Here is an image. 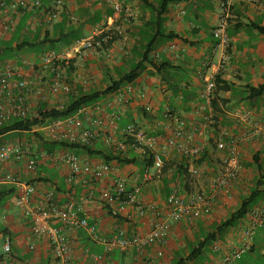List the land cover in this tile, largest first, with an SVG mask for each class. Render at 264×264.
Segmentation results:
<instances>
[{"label": "crops", "instance_id": "obj_1", "mask_svg": "<svg viewBox=\"0 0 264 264\" xmlns=\"http://www.w3.org/2000/svg\"><path fill=\"white\" fill-rule=\"evenodd\" d=\"M56 1L44 0L41 7L33 9L29 7L16 12L5 10V17L14 20V26L6 38L0 37V43H10L15 35L26 33L32 34L33 42L38 39L46 41L44 45L47 49L43 53L33 52L36 47L23 49L7 62L0 63L13 65L29 80L31 91L28 104L33 113H38L44 105L38 94L43 79L47 77L53 80L55 76L50 66L42 64L45 53L65 54L73 59L62 70L64 79L76 94L88 93L103 90L112 80H119L127 74L138 64L151 39L157 34L153 23L157 17L141 0H63L64 7H57ZM149 1L155 3L156 0ZM226 1L225 6L217 0H181L171 3L168 13L163 17L162 28L165 33H173L178 37L165 39L151 50L149 57L154 65L147 63L142 75L130 84L134 93L118 125H108L107 115L118 109L115 106L108 108L105 113L91 106L89 112L81 116L83 128L78 131L79 137L84 131L92 130L96 134L91 144L93 149L113 152L114 155L119 144L126 140L123 132L127 124H133L147 136L152 134L160 137L162 145L176 127L195 133L193 140H189L187 135L180 140L189 146L202 145L203 155H209L202 165L196 163L200 172L205 173L203 180L192 178L190 191L187 192H184L186 180L183 177L178 178V184L161 179V186L158 180L144 185L142 204H155L164 214L169 213L168 196L174 185H179L181 194L185 196L198 191H210L212 180L228 153V149L223 151L214 146L222 133L230 131L239 136L238 150L243 165L244 162H252L251 158L255 154L264 151V142H261L264 140V96L253 103L245 99L249 87L264 84V35L253 27L234 29L237 22L255 21L264 25V0L257 4L244 0ZM116 3L130 8V14L116 13ZM225 19L229 22L230 40L227 48L213 35L215 27ZM109 29H121L122 33L106 45L107 49L85 50L76 54V47L81 42ZM226 51L231 55V60L228 65H223ZM31 64H35L38 69L31 71ZM217 75L230 86V90H220L218 93L228 103L222 105V112L218 113L220 121L216 125L210 123V113L203 106L202 95L208 81ZM71 95H57L54 107L66 106ZM111 98L113 96H107L99 102L105 103ZM98 119L102 124L96 122ZM256 126L261 127V134L255 138L247 137L250 129ZM38 131L44 133L40 128ZM109 134L113 135L116 143L113 148L106 143V135ZM23 135L29 137V133L17 134L5 144L19 145L39 157L33 201L45 208L61 207L72 201L77 212L81 216H88L91 223L95 224L97 238L94 239L85 228H72L61 221L52 223L53 236H38L31 219L18 204L25 192L23 183L29 176L26 161L11 159L0 163V191L7 194L0 205V226L4 231V235L0 236V264H59L53 238L56 235L67 242L74 264H184L200 240L240 206L242 198L254 189L260 176L256 165L244 167L242 188L239 191L218 201L210 214L196 218L189 213L181 222L173 223L165 245H153L141 251L132 249L127 253L118 248L107 251L103 241L113 237L115 222H119L129 233H134L148 230L151 218L149 215L140 217L132 206L119 211L116 217L109 205L90 197L89 192L91 189L98 192L113 189L115 180L120 176L126 179L127 190L135 191L143 182L147 165L145 159L137 153V164L122 165L118 161H110L113 171L99 179L92 174H74L67 166L55 163L52 156L61 149L40 148L37 139L29 141L28 147L20 143ZM129 145L127 141V145L118 153L131 157L132 146ZM249 154L250 158L247 157ZM91 157L96 162H107L101 155ZM164 159L169 168L168 181L173 178V171L178 165L187 163L175 149L169 150ZM262 164L264 167V155ZM9 174L15 175L20 183L8 180ZM258 204L264 205V198ZM246 220L220 242L226 243L229 248L240 246L244 241L243 225ZM9 239L12 251L5 253L4 246ZM214 244L207 247L199 259L189 264L217 263L221 256L214 251ZM160 251L163 252L162 256L158 254ZM236 264H264L263 229L256 233L252 250Z\"/></svg>", "mask_w": 264, "mask_h": 264}, {"label": "built area", "instance_id": "obj_2", "mask_svg": "<svg viewBox=\"0 0 264 264\" xmlns=\"http://www.w3.org/2000/svg\"><path fill=\"white\" fill-rule=\"evenodd\" d=\"M44 0H0L2 9L0 11V37L8 34L13 26L14 20L5 17V10L16 12L21 9L41 7ZM225 6L226 0H217ZM251 4H257L260 0H244ZM57 7H64L63 0L56 1ZM115 11L118 14L124 12L130 14L131 10L123 4L116 3ZM107 33L106 36H103ZM122 33L121 29H109L103 31L100 35L84 40L76 47V54H80L85 50H99L107 49L106 45L118 34ZM214 38L220 44L227 48L229 44V22L222 20L213 30ZM73 59H70L65 54L45 53L42 58V64L50 66L52 72L55 74L52 82L48 88H40L38 94L44 104L49 107L55 103V98L59 94H70L72 88L68 85L63 77L62 70L67 65L71 64ZM231 60V55L226 53L223 58V65H228ZM31 71H36L38 67L31 64ZM216 83L215 79L208 81L207 87L202 95L203 106L209 110L210 123L216 124L215 111L213 109V99ZM31 91V84L29 80L23 77L20 70L11 64H0V123L8 122L11 119L26 120L30 117L36 116L29 107L28 95ZM134 93L132 85H128L125 89H121L116 93L108 96H113L108 102L95 103L97 110L101 113L107 112L108 108L115 106L118 108L111 115L108 114V125L117 126L120 118L126 113V107ZM91 106H83L79 109L76 115L51 121L50 123L41 127L47 140H70L85 145H91L96 139V134L92 130H86L79 137L78 131L83 128L82 115L89 112ZM57 107L59 109L63 108ZM102 124L101 120L96 121ZM183 125V123L181 124ZM261 127L256 126L250 129L247 137L255 138L261 134ZM124 136L126 140L123 144H119L115 153L127 145V140L132 139L135 142V149L139 155L146 153L148 149L153 155V163L145 166L143 174V182L133 192L127 190V181L124 177L120 176L115 180L113 189L102 190L100 192L91 189L89 192L90 197L96 198L105 202L110 208L113 209L114 215L117 217L119 211L126 209L127 206L135 207L137 214L140 217L147 215L151 218V224L148 230L142 232L129 233L119 222L114 223V235L108 241H103L107 251H112L116 248L122 252H129L132 249L138 251L149 248L153 245H165L168 242L170 235V228L173 223L181 222L189 213L194 214L196 218L203 214H210L214 205L222 200L225 196L230 195L235 191L242 188L241 178L244 171V165L238 146L240 140L227 138L225 133H222L220 140L217 142L219 150H227V156L220 167L217 175L213 178L210 191H198L185 196L181 194L177 188H172L168 196V204L170 210L168 214L157 205L145 206L142 204L144 185L148 182L160 180L164 174L166 162L164 155L169 150L175 149L179 151L187 163L190 164V172L193 176L197 177L200 174L196 162L200 159L203 153V146L200 144L186 145L181 142L180 138L187 135L189 140L194 139V132L185 131L182 127L172 129V134L168 137L164 144L160 137L152 135L148 137L145 133L140 132L133 124H127L124 127ZM106 143L109 147L116 145L113 135H106ZM131 146L133 144H130ZM129 145V146H130ZM14 159L18 162H25L29 171L27 181L23 183L25 192L19 199V206L24 211L25 215L29 217L33 223L34 232L38 236H53L55 233L52 228V223L61 221L72 228H85L87 229L94 239L97 238V228L95 224L91 223L88 216H81L75 204L71 201L61 207L45 208L33 201V196L36 192L35 171L38 167L39 157L37 154H32L24 150L19 145L2 144L0 146V163H6ZM55 163L67 166L74 174H92L95 178H103L108 176L113 171V165L110 162H96L89 155H82L69 150H62L55 152L52 156ZM8 180L18 183L16 176L9 174ZM20 183V182H19ZM246 222L243 225L244 241L236 248H229L224 242H216L213 249L216 253L220 254L221 259L215 264H236L242 260L244 255L251 251L253 248V241L256 233L264 230V205L257 204L252 212L247 216ZM4 235V231L0 226V236ZM55 253L59 259V264H74L72 260L71 249L65 239L61 236H54ZM5 253L12 251V244L10 239L7 240L4 246ZM159 256L163 252H158Z\"/></svg>", "mask_w": 264, "mask_h": 264}, {"label": "trees", "instance_id": "obj_3", "mask_svg": "<svg viewBox=\"0 0 264 264\" xmlns=\"http://www.w3.org/2000/svg\"><path fill=\"white\" fill-rule=\"evenodd\" d=\"M181 0H156L155 3L149 0H141L143 4L150 9L152 13H154L157 17V21H153L154 25L157 29V34L154 36L150 43L149 47L143 54L141 60L136 64L127 74L120 77L119 80H112L110 84L103 90L91 91L88 93L80 92L76 94L72 91L70 100L66 106L59 109L57 107H49L47 104H44L40 110L38 111L36 116L30 117L26 120L22 119H11L8 122L0 123V144H5L9 141L11 136H15L21 133H31L33 132L36 136L40 148H46L50 150H69L76 153H86L89 156L101 155L105 158L107 162L110 161H118L122 165H131L137 164L138 154L135 149V142L133 143L132 139L127 141L132 145V155L131 157L123 156V153H118L114 155L112 152L101 151L98 152L93 149L91 145H85L78 142H72L70 140H47L45 138L44 133L34 131L35 127H42L51 121L64 119L77 114L80 108L83 106H91L94 105L99 100L106 98L108 95L116 93L120 91L124 86H128L134 83L146 70L147 63H153L150 59L149 55L151 50L156 47V45L160 44L165 39L177 38L178 36L171 33L167 34L163 31V23H164V15H166L169 11V5L171 3L179 2ZM2 6L0 4V11ZM253 27L257 29L264 35V25L257 23L255 21H250L247 23H236L234 24V29L243 28V27ZM107 33H104L103 36H106ZM112 40L110 41V43ZM46 44L45 40H36V41H19L16 45H12L10 43H0V63H5L9 59L13 58V56L23 49H31L33 47H37L39 45ZM154 65V63L152 64ZM215 91H214V99H213V109L216 111V120L219 123V112H222V105H226L228 101L218 96L220 90H230V86L225 84V81L221 79L220 75H217L215 78ZM264 96V84L259 87H249V93L245 99L248 102L253 103L257 101L259 98ZM214 141V139H212ZM264 151H260L255 154L252 158V162H244L245 167H251L253 164L256 165L260 176L255 183L254 189L251 192L242 198L240 206L234 211L231 212L226 219L217 223L213 230L208 233L204 238H202L196 248L192 250V252L188 255L186 262L184 264H189L191 262H195L199 259L204 253L207 247L212 246V244L216 242L223 241L226 235L236 228L247 216L252 212L253 208L259 203L260 200L264 198V167L262 164ZM146 164L153 163V155L147 149L146 153L141 155ZM209 159V155L202 153L200 159L196 162L198 166L202 165ZM178 168L173 171V178L168 181L167 172L169 168L165 166L164 174L161 179L167 181L168 183L174 182L175 184L179 183L178 178L183 177V180H186L185 190L184 192L190 191V182H192V173L190 172V164L185 163L181 166H177ZM191 178V179H189ZM7 194L3 191H0V205L4 201Z\"/></svg>", "mask_w": 264, "mask_h": 264}, {"label": "rangeland", "instance_id": "obj_4", "mask_svg": "<svg viewBox=\"0 0 264 264\" xmlns=\"http://www.w3.org/2000/svg\"><path fill=\"white\" fill-rule=\"evenodd\" d=\"M19 32H21V31H19ZM19 34V33H18ZM1 38H6V35L5 36H3V37H1ZM0 38V39H1ZM33 39V36H32V34L31 33H26V34H19V35H15L14 36V39L10 42L11 44H13L15 41H25V40H29V41H31ZM47 49V46H45V45H39V46H37L36 47V49H34V50H32L33 52H35V53H43L45 50ZM63 77H64V75H63ZM51 81L52 80H49L47 77H45L44 79H43V82H42V84L39 86V88H48L49 87V84L51 83ZM50 82V83H49ZM51 106H54L53 104L51 105ZM39 128L41 129V127H35L34 128V130H36V131H38L39 130ZM38 132H41V131H38ZM225 134H226V137L227 138H231V139H234V140H237L238 139V135L237 134H235V133H232V132H230V131H228V132H224ZM148 137H152V135L151 134H149V136ZM22 139V140H21ZM37 138H36V136L34 135V133L33 132H31V133H29V137H25L24 135L22 136V138H20V140H19V142L20 143H22V144H27V147L29 146V141H35ZM261 142H264V140H262ZM215 149L217 148V142H215ZM246 157V156H245ZM247 157H249L250 158V154L247 156ZM252 159V158H251ZM245 167V166H244ZM205 176V173H203V172H200V174L197 176V177H195V176H192V178L194 179V178H196V179H201V180H203V177ZM189 179H191V178H189ZM159 182H158V184L160 183V181H161V179L160 180H158ZM160 186H161V183L159 184ZM174 187L175 188H177V189H179L180 191H181V187L179 186V185H174ZM173 187V188H174ZM159 190H160V188H159Z\"/></svg>", "mask_w": 264, "mask_h": 264}]
</instances>
